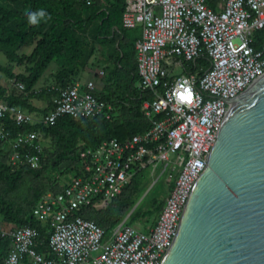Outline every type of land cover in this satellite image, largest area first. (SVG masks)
Returning a JSON list of instances; mask_svg holds the SVG:
<instances>
[{
    "label": "built area",
    "instance_id": "1",
    "mask_svg": "<svg viewBox=\"0 0 264 264\" xmlns=\"http://www.w3.org/2000/svg\"><path fill=\"white\" fill-rule=\"evenodd\" d=\"M122 22L125 29L142 28L139 88L151 96L142 104L151 128L81 151L79 176L35 205L53 258L35 249L38 229L0 224V239L11 241L1 264H23L25 258L33 264H161L228 100L264 73V39L257 38L264 32V0H220L215 8L208 0H126ZM54 101L46 115L0 102V118L11 114L18 125L52 126L62 117L111 119L116 111L93 82L59 89ZM7 135L1 128L0 142ZM44 141L35 129L20 133L11 144L10 167L40 169ZM159 165L175 173L161 214L146 231L120 223L106 232L82 216L85 209H106L138 174Z\"/></svg>",
    "mask_w": 264,
    "mask_h": 264
},
{
    "label": "trees",
    "instance_id": "2",
    "mask_svg": "<svg viewBox=\"0 0 264 264\" xmlns=\"http://www.w3.org/2000/svg\"><path fill=\"white\" fill-rule=\"evenodd\" d=\"M218 1L208 0V4L215 8ZM125 9L126 0H0V53L8 60L5 65L0 63V73L7 79L14 80L15 84L24 86L21 91L14 87L9 90L0 81V102L30 113L46 115L53 109L59 89L72 86L79 80L94 57L97 46L102 49L109 46L113 49L112 55L106 60V79L110 84L113 83L115 91L122 97L118 99L109 96L113 92L99 95L114 105L116 111L111 119L62 117L52 126H32L18 125L11 114L0 118V129L4 128L8 134L7 139L0 142V146H8L6 152L0 147L1 219L5 224L38 229L40 236L35 249L47 258L54 257L48 244V231L34 217L33 209L48 193L40 180H45L44 176L49 168H57L62 162L69 160L67 166L70 167L66 166L62 173L72 175L70 182L79 176L81 151L96 148L112 139L124 141L151 128V123L142 111L144 100L151 99V96L139 88L136 43L142 38V29L139 27L130 30L123 27ZM41 10L45 15L38 16L36 24L29 23L26 13H38ZM257 38L261 43L264 32L257 33ZM27 47H32V52L21 54ZM54 60L61 63L60 70L54 76L56 86L36 91L38 81ZM15 65L25 66V72L16 73ZM108 87L112 89L111 86ZM36 99L48 101V109L40 111L35 104ZM28 129L40 131L46 140H50L53 151L44 148L40 169L24 167L13 170L8 164L11 144L20 133ZM26 177L36 182V186L32 188L33 197L25 204L5 199V194L21 188ZM141 178L138 174L125 192L106 209H85L82 216L110 232L135 203L133 195L139 189ZM65 186L52 192L60 193ZM164 204L165 201L158 205L154 202L156 214L154 210L138 213L132 222L139 217L155 216L156 223ZM10 249L11 241L0 239V264L7 258ZM23 264L33 263L25 258Z\"/></svg>",
    "mask_w": 264,
    "mask_h": 264
},
{
    "label": "water",
    "instance_id": "3",
    "mask_svg": "<svg viewBox=\"0 0 264 264\" xmlns=\"http://www.w3.org/2000/svg\"><path fill=\"white\" fill-rule=\"evenodd\" d=\"M215 134L161 264H264V73Z\"/></svg>",
    "mask_w": 264,
    "mask_h": 264
},
{
    "label": "rangeland",
    "instance_id": "4",
    "mask_svg": "<svg viewBox=\"0 0 264 264\" xmlns=\"http://www.w3.org/2000/svg\"><path fill=\"white\" fill-rule=\"evenodd\" d=\"M93 1V0H92ZM142 29V28H141ZM33 48H24L21 54H30L31 50ZM0 63L1 64H7L8 60L4 56L3 53H0ZM99 62H96L94 64V67H100ZM14 71L16 73H23L25 72V66H19L15 65ZM48 73L44 74L42 77L40 83L38 84V87H42L41 89H49L52 88L55 85L54 82L48 81L47 84L44 85V83L48 80H50L48 77ZM90 79V75L86 74L83 76L82 81H87ZM94 80H97L95 76H93ZM0 81L4 86L9 87L8 89L11 90L16 88L18 91H21L18 84L14 83V80L7 79L3 74L0 73ZM80 81V80H79ZM44 85V86H43ZM37 87V89H38ZM99 88V86H98ZM40 89V91H41ZM35 104L40 108V111L47 110L49 107L48 101L36 99ZM45 148L52 149V145L50 140L44 141ZM1 148H4L5 152L8 150V146L4 144V146H0ZM9 159V157H8ZM69 163L68 161H64L60 164L59 167L53 168L50 167L48 172L45 174L44 178L45 180H40L42 182L48 192H52L54 190H60L62 189L71 179L72 175L68 172H63V169L67 166ZM67 166V168H69ZM174 171H172V166H170L167 170L164 171L163 165H159L156 168L153 166L145 171H143L140 175L142 176L140 180L139 189L136 193V195H133V199L135 200V203L127 210V212L121 217L120 221L117 225L120 223H124L126 225L133 226L135 229L139 231H146L147 227L153 226V223H155V216L152 217H139L134 222H132L133 218L138 213H144L147 211H153L156 214L155 211V205L154 202H157L158 204H161L165 201V199L169 196V193L171 191V186L169 184L170 179L174 175ZM36 186V182H34L30 177L25 178V183L22 184L21 188L13 191L10 194H5V199H10L17 201L18 203L25 204L29 199L33 197V190L32 188ZM1 193V191H0ZM2 209V206L0 205V210ZM133 210L131 215H128ZM154 214V215H155ZM94 216V215H93ZM95 215V219H96ZM0 218H2V215L0 214Z\"/></svg>",
    "mask_w": 264,
    "mask_h": 264
},
{
    "label": "crops",
    "instance_id": "5",
    "mask_svg": "<svg viewBox=\"0 0 264 264\" xmlns=\"http://www.w3.org/2000/svg\"><path fill=\"white\" fill-rule=\"evenodd\" d=\"M30 48H32V47H30ZM32 50H31V52H32ZM112 53H113L112 47L108 46L106 49H102L101 46H97L96 53H95L94 57L90 61L89 65L85 68V70L81 73V75L79 77L80 81L79 80L78 81L81 82L82 84H87L89 82H93L95 84L96 89H97L98 95H107V94L109 95L111 92H113V95L111 94L109 96L114 97V98L118 97V99H121L122 98L121 94L118 91H115L113 83L110 84L109 82H107V79H106V68L108 67V65L106 64L107 63L106 60H107V58H109L112 55ZM96 62H99L98 65L100 67H96V68L94 67V64ZM60 67H61V63L59 61L54 60L53 62L50 63L49 67L47 68V70L44 73V74H47V73L49 74L47 78H49L50 80L47 79V81L44 83V85L47 84L48 81H52L55 83L54 76L60 70ZM86 74L90 75V79H88L87 81H85V80L82 81L83 76ZM93 76H95L97 78V80H94ZM41 79L38 81V83L35 87L36 91H40V89L42 88V87H38V84L40 83ZM98 86H99V88H98ZM108 86H111L112 89L110 90ZM37 87H38V89H37ZM0 224L5 225V223L2 221L1 218H0Z\"/></svg>",
    "mask_w": 264,
    "mask_h": 264
},
{
    "label": "clouds",
    "instance_id": "6",
    "mask_svg": "<svg viewBox=\"0 0 264 264\" xmlns=\"http://www.w3.org/2000/svg\"><path fill=\"white\" fill-rule=\"evenodd\" d=\"M26 15L28 16V20H29V23L31 24H36L37 23V17H43L45 15V13L43 12V10L39 11L38 13H31V12H28L26 13ZM187 97L184 96V95H181L180 96V99H186ZM36 114V113H34Z\"/></svg>",
    "mask_w": 264,
    "mask_h": 264
}]
</instances>
